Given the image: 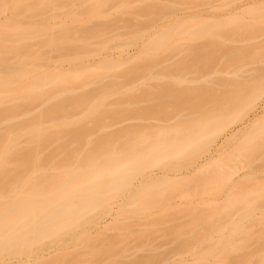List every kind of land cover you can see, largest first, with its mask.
Masks as SVG:
<instances>
[{"label":"rangeland","instance_id":"rangeland-1","mask_svg":"<svg viewBox=\"0 0 264 264\" xmlns=\"http://www.w3.org/2000/svg\"><path fill=\"white\" fill-rule=\"evenodd\" d=\"M93 1L3 0L0 4V36L9 30L10 21L15 17L23 18V25L31 32L28 36L11 34L8 42L5 43V48L14 52L16 49L27 47L28 52H24L25 57L30 59L29 68L33 65L35 72H38H36L37 76L48 73H60L63 76L88 73L92 66L96 68L95 63L100 57L105 58L111 55L113 60L116 56L114 59L116 63H113L119 66L117 70H110V72L106 70L113 76H110L112 79L89 85L79 81L76 84L72 81L75 85L69 84L75 88H73L74 93L77 94L75 98L85 94L89 98L99 97L105 93L109 95L108 103L117 105L121 101L129 100H127L128 95L126 96V89L129 87L138 92L142 88L144 91L158 85L147 79L142 80L143 72H139L141 75L135 76L134 80L128 78V81H124L126 78H123L127 77L130 68L138 67L137 64L141 63L137 61V66L132 63L130 67V63L127 64L133 56L136 57L139 54L137 51L142 44L141 38L139 39L141 33L143 35L146 32L148 34V36L145 34L146 37L158 35L168 39L170 45L158 49L156 53H153L155 57L152 55L158 60L157 64L173 56L176 58L182 56L183 49L206 45L209 43L205 38L210 35L208 32L216 27H223L225 31L223 30L221 34L226 36L220 41L225 45V49L232 51L236 59L232 60L228 67L226 63H224L226 67L224 64L219 67L218 72L221 74L213 77L214 82L209 80L211 84L200 78L203 74L197 76L194 74L195 77H188V75L185 80L188 83L181 86L190 88L188 89L190 91L195 87H211L214 89V95H219L220 91L244 90L247 91V97L259 99L253 107L244 110L245 116L241 122L232 124L225 130L223 135H226L229 141L222 154L223 159L220 160L222 161L220 166L223 163L225 166L221 167L220 170L223 172L220 176L218 174L214 180L211 179L202 187H197L194 182L181 181L177 183L180 187L175 185L176 190L171 187V182L168 184L170 187L163 186L162 192L158 190L155 197L146 200L140 198L129 202L128 191L120 193L111 202L110 207H114L111 208L112 211L109 207L102 205L92 214L94 223L86 228L88 238L96 239L100 235V238L103 237L105 241H59L58 244H49L50 242L46 241L48 245L41 248L44 250L43 253H46V256L52 255V260L59 255L69 254L72 258L70 260L76 261V258L81 256L79 258L84 257V261L91 264H130L129 262L132 261H143V258L155 259V264H162L165 261L169 262L167 264H264V241L259 240L261 236L264 237L262 215L264 212V0H126L125 5L120 0H102L103 6L97 15L91 12ZM46 3L50 6L43 9ZM17 4H21L22 7H18ZM147 9L151 11L148 12ZM193 15L197 17L191 18ZM164 27L170 30L168 29L169 32L161 36L160 33L163 32ZM242 27L245 30L239 33L237 29L240 30ZM30 28L36 30V36H32L33 31ZM46 28H50V31L47 36H43ZM57 32L63 39L57 37ZM195 32L199 35H193ZM136 38L137 43L134 44L133 41ZM166 47L173 49L180 47L179 50H175L183 54L176 56V51L175 54L171 53L172 48ZM109 48L111 49L108 50ZM13 52L0 54L2 69L17 63L18 58ZM239 52L241 53L238 54ZM129 55L130 57H127ZM176 58L173 57V59ZM27 82L26 79L21 85L27 87L29 85ZM160 83L165 85L161 81ZM171 86L173 83L168 88L174 90L177 85ZM137 92L133 94L139 96L140 93L137 94ZM72 96L69 99L71 102L69 105L72 108L70 117L76 119L74 122H78L84 115L82 107L77 105L73 99L74 95ZM138 96L135 97L138 98ZM149 104L140 105L139 103L136 108L142 109ZM150 106H153V103ZM134 108L131 107L129 110ZM168 111L157 116L156 120L154 118L144 122L142 120V123L140 121L137 123L136 120L131 121L129 117L123 120L121 118L120 121L114 120L113 115H108L106 117L109 120L104 121V126L109 125L107 126L109 129L106 128L108 132L106 129L102 131L101 129L104 130V128L100 126L99 130L91 135L99 139L103 134L111 135L113 128L115 132L116 130L127 132V129L130 130L136 126L140 128L142 126L144 128L169 127L176 123H173L176 116L190 121L194 118L192 115L196 114L195 111L187 109H177L170 111L171 113ZM32 112H36L35 108ZM59 118L65 117L60 115ZM111 118L113 120H110ZM254 119L260 122L251 124ZM67 120L72 122L71 119ZM112 125L117 128L115 129ZM101 131L104 133L99 135ZM235 131H239L237 136L230 138V134ZM252 134L256 138L251 139V143L246 147L247 140ZM206 141L209 139L202 143ZM218 142H221L220 139ZM201 146V149L193 155L170 157L167 165L148 168L145 173L137 176L134 182L143 179L151 172L172 170L171 173L178 176L187 169L196 168L210 152L215 151L217 142ZM249 173L251 175L244 177ZM149 199H154L155 202L160 201L158 199L162 201L158 204L146 205ZM118 206L121 207V211L118 210ZM168 208H172L173 211ZM154 222L159 225H156V228H150V233L152 232L150 240L139 241L134 236ZM236 226L240 228V232L235 231ZM126 227H132L131 233L135 234L130 235L129 229L124 230ZM49 251L50 254H47ZM90 251L101 254L98 257L103 256L104 260L100 259V261L97 257L95 260L98 259V261H93L92 257L88 256ZM206 253H208L207 256ZM6 260L5 264L21 263L20 259L16 258ZM33 260L30 263H34ZM52 260L47 264L53 262Z\"/></svg>","mask_w":264,"mask_h":264},{"label":"bare ground","instance_id":"bare-ground-1","mask_svg":"<svg viewBox=\"0 0 264 264\" xmlns=\"http://www.w3.org/2000/svg\"><path fill=\"white\" fill-rule=\"evenodd\" d=\"M125 1L120 0L123 5H125ZM45 5V8L42 7L43 9L50 6L47 3ZM17 6L22 7L21 4H17ZM102 6V0H94L91 11L93 15H97ZM149 11L151 10L149 9ZM196 17L193 15L191 18ZM23 23L24 19L20 17H15L10 21L9 27H11L0 36V54L13 52L5 48V43L8 42L11 34L22 36L31 34ZM176 23L174 24L176 25ZM222 28L216 27V29L210 30L208 32L210 35L205 37L209 43L187 50L183 49L184 54L176 51L180 47L177 49L166 47L172 48L171 53L175 54L176 51V56L183 55L178 58L173 56L176 59L167 58L166 61L157 64L158 60L153 58L155 57L153 53L163 46L170 45L168 39L163 36L169 32L170 28L166 27L165 29L164 27L165 32L162 29L163 32L160 35L163 37L155 34L156 36L151 35L153 36L151 38V36L146 37V35L148 36L146 32L143 35L141 33L139 39L141 38L142 44L137 51L139 54L136 57L133 56V58L135 57V59L132 58L134 62L130 59L127 64L130 63V67L132 63L136 65L137 61L141 63L137 64L138 67L127 69V77L123 78L127 79L124 81H128V78L134 80L135 76L141 75L139 72H143L142 80L147 79L158 85L153 88L149 87L150 89L147 90L144 89V91H142L143 88L142 90L138 88L140 89L138 92L129 87L126 89L127 100H129L119 101L120 103L117 105L108 103L109 95H105V93L99 97L89 98L85 94L75 98L77 94L74 93L75 88H72L74 83L83 82L84 85H89L109 80L113 76L106 70L110 72V70H117L119 67L114 64L116 56H113V60L111 55L105 58L100 57L95 63L97 64L96 68L94 69L92 66L93 68L91 67L88 73L70 76L48 73L37 76L38 72H35L33 65L29 68L30 59L25 57L24 52H28L27 47L14 50L18 58L17 63L9 65L5 68L6 70L0 67V264H5L7 258L20 259V264H47L52 260V255L46 256V253H43L44 250L41 249L48 245L46 241H49V244H58L59 241H105L103 237L100 238V235L96 239L88 238L86 228L94 223L92 214L102 205L110 209L114 208L110 207L111 202L120 193L128 191L129 202L137 201L140 198L146 200L155 197L156 192H162L163 186L170 187L168 184L171 182V187L176 190L175 185L179 186L177 183L181 181L183 183L185 181L194 182L197 187H202L211 179L214 180L218 174V176L222 174L223 171L220 169L224 163L220 166L222 162L220 160L223 159L222 154H224L225 146L229 141L223 134L230 125L241 122L245 116L244 110L253 107L259 98L247 97V91L244 90H226L220 91L219 95H214V89L211 87H195L190 91L188 90L190 88L181 86L188 83L185 81L188 75V77H195V75L203 74L200 78L210 83L209 80H213V77L221 74L218 72L219 67L224 63L228 67V64L236 59L232 51L225 49V45L220 41L226 36L221 34L224 30ZM30 29L33 31L32 36H36V30ZM237 30L239 33H243L245 29L242 27ZM49 31L50 28H46L43 31V36H47ZM193 35L199 34L195 32ZM57 37L63 39L58 32ZM133 43H137V38ZM184 43L187 44V42ZM167 52L169 53V51ZM172 60L175 61L172 62ZM164 63L165 65H163ZM166 63L168 64L166 65ZM162 65L166 67L163 68ZM168 65L169 67H167ZM159 67L161 68L159 69ZM7 70L9 71L6 72ZM26 79L29 85L24 87L21 84ZM160 81L168 86L161 84ZM172 83L173 86H181L180 89L178 87L176 91L177 86L174 88L175 91L172 90L173 88H168ZM134 92L140 93L139 96L134 95ZM72 95H74L73 99L77 105L82 107L84 115L78 122H74L76 119L70 117L72 108L69 105L71 103L69 99L73 97ZM134 97L135 99L132 101ZM137 99L140 105L153 103V106L149 104L147 107L137 109L136 106L138 107L139 104ZM131 107H135L134 110H129ZM33 108L36 112H32ZM177 109L193 110L196 114L192 115L194 117L192 120L185 121L183 118H177L178 113H175L176 118L174 119L176 120L172 122L176 123L169 127L156 126L154 128L147 127V129L143 126L141 128L136 126L137 128L127 129V132L120 131V129V132L118 130L115 132L113 128L111 135L105 132L108 136L102 132L109 126H104V121L109 120L106 117L108 115H113L114 120L119 119L120 121L121 118L123 120V118L127 117L128 119L129 117L131 121L136 120L139 123L138 121L143 120L144 122L152 118L156 120L158 119L156 117L161 116L160 114L163 112ZM60 115L65 118L60 119ZM112 118L110 120H113ZM67 119H71L72 122H67ZM258 121L260 122V120L254 119L251 124L259 123ZM102 123L103 125H101ZM71 125L75 129L70 127V130L68 126ZM100 126H103L104 130L101 129L102 133H98L104 136L102 135L99 139L93 138L91 134L98 131ZM114 126L112 125V127ZM112 127L110 126V129ZM238 132L231 133L230 138L236 137ZM255 138L256 136L252 134L245 146L247 147L251 143V139ZM207 139L209 141L202 143ZM219 139L221 142H218ZM212 142H217L215 151L210 152L196 168L187 169L178 176H174L171 173L172 170L151 172L143 179L134 182L137 176L145 173L148 168L167 165L170 157L193 155L201 149L202 144L208 146ZM249 175L251 174H246L244 177ZM162 199H158L160 200L158 202L149 199L150 201L146 202V205L158 204ZM182 205L180 206L182 207ZM118 210L121 211V207ZM170 214L172 216V213ZM262 215L264 217V212ZM151 224L146 229L138 231L136 235L134 232L131 233L132 227H126L124 230L129 229L128 233L133 234L139 241H148L152 234L150 228H156L159 225L155 222ZM235 231L240 232V228L236 226ZM259 240L264 241V237L261 236ZM47 254H50V251ZM59 254L61 253L59 252ZM59 254L55 253V255ZM55 255L53 254V256ZM89 255L93 261H98L95 258L101 254L90 251ZM207 255L208 253H206ZM43 257H47V259L44 258L47 260L46 262L44 259L42 260ZM70 258L69 254L59 255L54 257L53 262L49 264H91L84 261V257L78 260L76 258V261L70 260ZM100 259H103V256ZM144 259L135 262L131 260L132 262L129 263H156L155 259ZM31 260L34 263H30ZM164 263L169 262L165 261Z\"/></svg>","mask_w":264,"mask_h":264}]
</instances>
